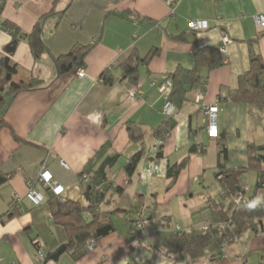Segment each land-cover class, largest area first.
I'll return each mask as SVG.
<instances>
[{
    "label": "crops",
    "instance_id": "crops-1",
    "mask_svg": "<svg viewBox=\"0 0 264 264\" xmlns=\"http://www.w3.org/2000/svg\"><path fill=\"white\" fill-rule=\"evenodd\" d=\"M261 12L264 0H176L173 7L163 0H5L1 18L21 30L29 32L42 21L48 53L35 60L27 42L19 40L10 55L22 74L30 73L44 85L16 93L0 110L20 138L15 140L8 127L0 129V171L14 172L0 189V264H264V219L257 233L248 231L223 248L209 247L206 257L197 261L185 253L165 250L177 229L199 231L202 225L214 223L212 207L216 204L228 215L235 209L232 198L222 195L214 175L218 139H224L229 168L247 166L249 143L260 145L264 156V104L226 98L249 67L250 47L264 62V28L254 21ZM192 20H206L207 28L190 30L187 23ZM223 35L229 41L222 63L211 69L200 67V79L190 87L187 99L173 115L164 114L166 95L159 86L165 76L178 66L191 68L194 53L218 47ZM94 40L85 57V75L77 77L72 71L57 78L51 56ZM10 42V34L0 29L1 53ZM151 50L155 54L139 65L137 81L121 78L120 64L132 52L143 58ZM103 72L114 80L105 83ZM198 92L203 98L196 102ZM203 103L217 104L216 136L207 131ZM129 124L141 128L142 139L129 140ZM193 145L197 151L190 153ZM138 151L142 156L128 177L124 164ZM116 154V160H110ZM184 158V167L170 184L168 168ZM42 162L64 187L61 197L86 206V182L80 174L89 170L96 186L93 202L99 190L111 185L112 191L118 186L122 193L113 194L106 209H134L129 214L132 218L152 211L153 219L136 234L128 216L114 213L115 231L97 239L82 258L74 260L65 251L51 260L67 239L63 229L50 220L46 202L51 195L43 190L44 201L39 205L25 196L26 182L35 178ZM153 164L155 171L150 170ZM260 170L264 172L262 159ZM257 180L256 171L241 176L248 196L255 191ZM214 182L220 188L211 193L208 187ZM14 194L20 196L18 210L7 217L16 204ZM34 238L41 242V259L36 258ZM213 254H217L214 260L209 258Z\"/></svg>",
    "mask_w": 264,
    "mask_h": 264
},
{
    "label": "trees",
    "instance_id": "trees-1",
    "mask_svg": "<svg viewBox=\"0 0 264 264\" xmlns=\"http://www.w3.org/2000/svg\"><path fill=\"white\" fill-rule=\"evenodd\" d=\"M5 0H0V29L6 30L11 36L9 45L14 46L19 40H25L29 46L30 53L35 60L39 59L44 53H48L43 42V23L38 21L34 24L29 32L21 30L15 23L10 20L1 18V11L3 9ZM44 17V16H43ZM42 17V18H43ZM83 45L76 43L68 52L58 56H51L54 64L56 77L60 78L70 72H76L78 68H83L85 65V57L90 47L94 44ZM12 52H0V110L8 103L7 99L12 98L16 93L25 90H32L43 87L44 83L34 77L30 73L21 72L20 67L14 62L10 55ZM155 54V50H151L145 57L140 58L136 52H132L121 64L122 69L121 78H129L132 82L137 81L138 67L141 63L148 62V60ZM223 61L222 53L218 47H204L198 49L193 55V63L191 68H178L165 76L164 80L171 81V88L168 93L169 100L177 108L184 100L187 99V93L190 87L200 77L198 69L206 66L209 69L220 65ZM102 80L105 83H111L113 77L105 72L102 74ZM18 76L17 79L15 77ZM163 80V81H164ZM227 99L233 102H245L264 104V62L261 56L256 53L251 47L249 49V67L239 75L238 85L235 89L229 90ZM8 127L12 137L19 141L20 138L15 134L14 130L5 122L0 115V129ZM128 133L130 141H138L143 137V131L138 125L129 124ZM158 139H162L166 134V130ZM217 165L215 178L219 180L222 188L223 196L232 198L239 192L241 186V176L248 171H256L258 173V180L256 187L264 186V172L260 170V161L262 154L260 150L262 147L254 143L247 145V166L240 168H229L227 166V149L224 139H218L217 142ZM197 151L195 145L189 149L190 153ZM203 152V150H201ZM161 153H158L160 156ZM142 156V151L133 154L124 164V170L128 177H130ZM118 155H114L110 160H116ZM187 158H184L180 163L170 166L167 170V177L170 178L172 184L179 171L184 167ZM98 172H95L97 175ZM89 170L80 174V179L84 184V192L89 203L86 206H81L76 201L68 198H63L61 195H54L49 191L50 197L46 204L48 207L50 220L55 226L63 229L66 234V252L74 259L78 260L86 253V245L89 240L96 241L113 231H115L111 216L114 213H121L129 218L131 230L134 233H139L142 228L153 219V212L150 211L148 215H144L142 219V227L140 229L134 228V220L129 214L135 210L124 211L117 208L112 210L106 209L110 203L113 194L120 195L122 188L115 187L112 191L111 185L98 191V198L95 202L92 200V191L96 187L91 178ZM94 175V176H95ZM14 176V172L4 173L0 171V189L6 185ZM94 178V177H93ZM255 187V188H256ZM11 208L10 212L5 214L7 217L15 215L17 203ZM221 204H216L212 207L214 214V223L207 225L206 229L194 231L190 228L185 230H176L173 232L166 244L165 250L167 253H185L190 260L197 261L202 257H206V249L212 244L220 245L221 248L233 244L238 238L243 236L248 231L257 233L262 219H264V201H252L249 199L245 204L235 206L233 212L228 215L224 212ZM18 210V209H17ZM142 213V212H141ZM37 238H34L36 248L39 247ZM39 249V248H38ZM37 249V250H38ZM217 254L211 255L209 258L216 259Z\"/></svg>",
    "mask_w": 264,
    "mask_h": 264
},
{
    "label": "built area",
    "instance_id": "built-area-1",
    "mask_svg": "<svg viewBox=\"0 0 264 264\" xmlns=\"http://www.w3.org/2000/svg\"><path fill=\"white\" fill-rule=\"evenodd\" d=\"M168 6L173 7L176 4V0H163ZM254 21L256 25L260 28H264V12L258 13L254 16ZM187 26L190 30L198 31L201 29L207 28V21L206 20H192L187 23ZM228 38L223 35L221 44L218 46L219 51L221 53L225 52L226 45L228 43ZM85 75L84 69L78 68L75 72V76L77 77H83ZM171 88V81L170 80H164L160 86L159 90L162 93H165L166 95V101L162 106V111L166 115H173L175 113V106L174 104L169 100L168 93ZM129 96L133 98L134 92L130 91ZM203 95L201 93H196L195 100L196 102H199L202 100ZM202 109L204 111V114L207 118V131L210 136H216L218 132V126H217V104H202ZM158 145L161 144L162 139H158ZM60 163L62 166L66 167V164L60 160ZM157 169V165L153 164L150 167L151 171H155ZM27 190H26V198H28L34 205H39L44 201V194L43 190H48L52 192L54 195H61L64 192V187L57 183L51 174V172L47 169L45 162H42V164L39 167L38 174L35 176V178L27 180L26 182ZM248 186L246 184H243L239 190L238 193L233 197L232 201L238 205L245 204L249 199L252 201H264V186H258L255 188V191L252 195H247ZM12 200L15 202L20 201V196L17 194H14L12 196ZM144 215L143 213L139 212L135 216L134 220V228L140 229L142 227V219ZM207 225H202L201 229H206ZM38 242L39 246L41 245V242L39 240H36ZM95 245V241L89 240L86 245V249H91ZM44 253L39 248L36 252V258L41 259L43 257Z\"/></svg>",
    "mask_w": 264,
    "mask_h": 264
},
{
    "label": "water",
    "instance_id": "water-1",
    "mask_svg": "<svg viewBox=\"0 0 264 264\" xmlns=\"http://www.w3.org/2000/svg\"><path fill=\"white\" fill-rule=\"evenodd\" d=\"M6 52H11V51H13L14 50V46H11V45H8L7 47H6ZM261 159L264 161V156H262L261 157ZM260 226H261V223H260ZM65 250H66V246L65 245H62V246H60L51 256H50V258H51V260H54V261H56L57 259H58V257L62 254V253H64L65 252Z\"/></svg>",
    "mask_w": 264,
    "mask_h": 264
},
{
    "label": "rangeland",
    "instance_id": "rangeland-1",
    "mask_svg": "<svg viewBox=\"0 0 264 264\" xmlns=\"http://www.w3.org/2000/svg\"><path fill=\"white\" fill-rule=\"evenodd\" d=\"M121 161H122V160H121ZM121 161H120V162H121ZM249 173H252V172H249ZM250 177H252V176H249V178H250ZM247 178H248V176H247ZM252 180H253V177H252ZM208 188L210 189V192H211V193H215V192H216V189H219V188H220V185H219V183H217V182L215 183V182H214V183L210 184ZM147 224H148V223H147ZM147 224H146V225H147ZM215 246H216V244H212L210 247H215ZM208 248H209V247H208ZM208 248H207L206 250H208Z\"/></svg>",
    "mask_w": 264,
    "mask_h": 264
}]
</instances>
